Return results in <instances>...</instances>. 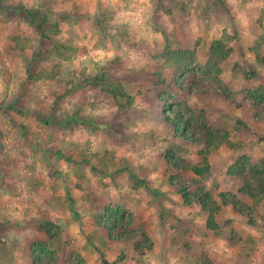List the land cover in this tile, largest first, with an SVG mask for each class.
Returning <instances> with one entry per match:
<instances>
[{
    "label": "clouds",
    "instance_id": "clouds-1",
    "mask_svg": "<svg viewBox=\"0 0 264 264\" xmlns=\"http://www.w3.org/2000/svg\"><path fill=\"white\" fill-rule=\"evenodd\" d=\"M0 264H264V0H0Z\"/></svg>",
    "mask_w": 264,
    "mask_h": 264
}]
</instances>
